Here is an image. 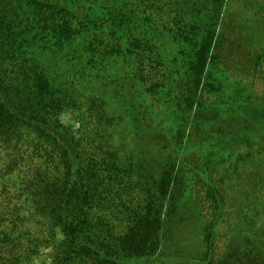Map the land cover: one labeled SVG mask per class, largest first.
Segmentation results:
<instances>
[{
	"label": "trees",
	"instance_id": "trees-1",
	"mask_svg": "<svg viewBox=\"0 0 264 264\" xmlns=\"http://www.w3.org/2000/svg\"><path fill=\"white\" fill-rule=\"evenodd\" d=\"M255 30L264 0H0V264H264V44L262 95L230 72ZM187 197L202 250L168 254Z\"/></svg>",
	"mask_w": 264,
	"mask_h": 264
},
{
	"label": "rangeland",
	"instance_id": "rangeland-1",
	"mask_svg": "<svg viewBox=\"0 0 264 264\" xmlns=\"http://www.w3.org/2000/svg\"><path fill=\"white\" fill-rule=\"evenodd\" d=\"M237 4H240L239 1ZM241 23V22H240ZM243 24V30L239 28L238 34L241 35L242 32L249 33L251 29H245L248 26ZM245 29V31H244ZM254 38L250 40L249 36H245L244 44L246 47L238 48L234 54L231 55V58H233L235 64V68L230 70V72L234 75L241 76L242 80L237 84H230L231 85V91L236 89H241L245 92H251L253 89L255 92H257L259 95H262V93L259 91L263 88L262 82L257 76H246L244 73V69L248 66V64H252L250 60L253 57L252 53L253 50L256 49V44H264V34L260 32V30L253 31ZM237 63H240V65H237ZM231 64V63H230ZM227 72L229 70H226ZM148 73V72H147ZM148 77L152 79H157L159 77V72L157 69H152L150 73H148ZM227 76V75H226ZM237 79V78H234ZM230 81V80H229ZM237 81V80H236ZM236 83V82H235ZM60 122L67 127L72 132H78L82 129H91L93 128V124L88 120H82L81 117L78 114H73L72 111H66L61 113L59 116ZM253 172L244 174L243 177L238 178L237 184H239V188H242L244 184H247V181H250L253 183ZM197 186L193 187L194 195L195 197L199 196L202 197L203 192L200 184H196ZM201 194V195H199ZM186 203L184 205H181V211H179L176 215V222L173 225V229L170 230L169 237L170 242L167 244V251L168 254H183L185 256H193L196 255L198 252L202 250V225L204 223H207V220L210 219L209 214H207V210H205L204 215L199 216L197 213V210L194 208L195 203L194 200L191 199V197H187ZM146 202L145 198H142L138 195H133L131 202L129 203V206L137 207V211H140L144 208ZM208 209V207H207ZM207 214V215H205ZM180 216V217H179ZM61 239V238H60ZM221 246V244L219 243ZM50 252V249L44 250V252L40 255V258L37 259L36 263L34 264H48L49 256L48 253Z\"/></svg>",
	"mask_w": 264,
	"mask_h": 264
}]
</instances>
